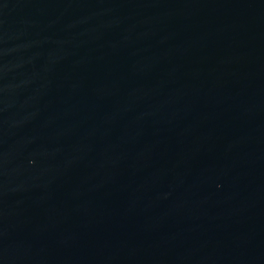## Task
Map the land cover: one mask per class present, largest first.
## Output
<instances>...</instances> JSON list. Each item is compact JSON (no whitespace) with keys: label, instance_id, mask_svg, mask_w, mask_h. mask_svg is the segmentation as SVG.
Segmentation results:
<instances>
[{"label":"water","instance_id":"water-1","mask_svg":"<svg viewBox=\"0 0 264 264\" xmlns=\"http://www.w3.org/2000/svg\"><path fill=\"white\" fill-rule=\"evenodd\" d=\"M0 264H264V0H0Z\"/></svg>","mask_w":264,"mask_h":264}]
</instances>
